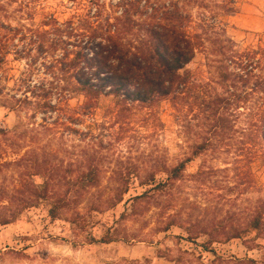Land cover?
I'll return each mask as SVG.
<instances>
[{"label":"rangeland","instance_id":"1","mask_svg":"<svg viewBox=\"0 0 264 264\" xmlns=\"http://www.w3.org/2000/svg\"><path fill=\"white\" fill-rule=\"evenodd\" d=\"M117 1L0 0L6 56L0 65V212L8 216L30 206L12 223L0 224V264H209L215 255L226 264L235 259L264 264V233L249 230L226 240L220 232L232 225L243 229L259 213L264 223V155L248 135L247 111L231 114L232 127L212 136L208 150L192 154L193 145L210 136L213 117L205 102L224 93L212 43L206 41L183 70L193 85L182 106L163 100L119 112L112 97H101L93 108L83 106L81 97L61 102L55 111L36 105L30 89L50 88L56 79L31 29H41L50 18L82 28L83 20L112 14ZM169 1L175 0L150 3ZM203 1L207 7L181 10L194 19L217 16L216 33L225 30L242 47L264 46V0H230L231 15L216 5L221 0ZM71 41L78 43V37ZM248 100L252 105L257 96ZM187 157L192 160L181 179L158 185L166 178L164 165ZM87 172L98 184L81 195L77 182ZM150 174L154 180L141 185ZM122 176L131 177L123 200L92 211L91 205L124 189ZM35 190L46 197L33 198ZM57 193L79 215L65 211L51 219L48 209ZM106 235L117 241L91 240ZM212 240L217 241L204 251L202 243Z\"/></svg>","mask_w":264,"mask_h":264},{"label":"trees","instance_id":"2","mask_svg":"<svg viewBox=\"0 0 264 264\" xmlns=\"http://www.w3.org/2000/svg\"><path fill=\"white\" fill-rule=\"evenodd\" d=\"M150 2L118 0L112 14L101 18L96 15V21L93 22L95 19L83 20L82 28H75L70 22L60 24L50 18L42 23L41 29H31L38 38L37 48L49 60L45 65L46 70L56 79L50 88L37 86L30 89L38 98L36 105L44 112L55 111L61 102L81 97L83 106L93 108L101 97H112L119 112L129 110L133 105L152 107L163 100H169L174 107L182 106L193 85V77L183 70L197 53L205 50L208 41L215 48L216 61L219 63V84L224 93L205 102L213 117L210 136L193 145L192 154L196 156L208 150L212 146V136L222 135L232 127L231 114L247 111L250 127L248 135L255 141L253 143H259L264 155V46L247 44L242 47L227 37L225 30L216 33L219 27L217 16L203 15L194 19L181 10L183 5L207 7L203 0H175L161 5ZM217 2L223 14L235 13L232 1ZM77 37L78 43H73L71 39ZM2 45L3 39L0 37V65L6 57ZM250 95L257 96V102L252 105L248 100ZM53 98L54 104L51 103ZM191 160L187 157L173 167L164 165L162 171L166 178L158 185L166 187L170 182L181 179ZM79 180L77 184L82 191L81 195L89 193V189L96 188L98 184V177L93 172H87ZM153 180L150 174L141 185ZM119 181L126 184L124 189H115L112 195L98 205H91L92 211L100 210L102 204L114 206L123 200L131 177L122 176ZM31 196L46 197L45 193L36 190ZM51 198L48 209L51 219L60 218L65 211L79 215V210L69 209L68 197L64 198L57 193ZM26 207L30 206L15 208L8 216L0 212V224L12 223ZM261 218L259 213L243 229L232 225L227 229L221 228L220 232L226 240L240 238L249 230L264 233ZM72 223L75 224V219ZM216 228H213L214 231ZM91 240L101 244L117 241L109 235ZM216 241L202 243L204 251H210L208 244ZM225 260L215 255L209 264L228 263ZM232 262L256 264L253 259H235Z\"/></svg>","mask_w":264,"mask_h":264}]
</instances>
